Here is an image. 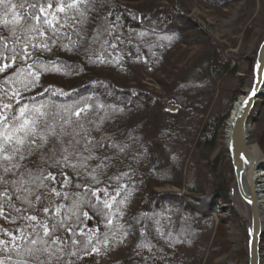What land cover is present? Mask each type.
<instances>
[{
  "label": "trees",
  "instance_id": "obj_1",
  "mask_svg": "<svg viewBox=\"0 0 264 264\" xmlns=\"http://www.w3.org/2000/svg\"><path fill=\"white\" fill-rule=\"evenodd\" d=\"M140 1L143 0H111L109 4L101 1L100 4L109 13L106 20L93 16L94 23L90 29L79 22L82 18L77 9L67 7L73 0H5L0 3V12L7 6L25 9L36 5L47 9L49 3L53 5L47 12H55V27L49 28L45 42L38 45V53H42L41 56L50 53L61 58L64 68L55 74L52 72L57 66L48 68L53 70L50 72L26 73L24 65L10 61L8 67L0 71L2 115L9 117L13 124L17 121L22 123L25 119L35 120L39 133L35 138L37 143L41 138L47 140L42 148L32 144L34 151L31 154L27 141L20 145L24 159L16 155L10 163L0 160V177L7 181L0 182V205H4L6 212L9 205L22 210L21 213L12 212V217L37 215L36 221H27L35 231L14 239L5 238L4 229L7 226L4 225L5 220L0 218V241L6 242L0 243V261L3 264H246V245L238 248L226 261H214L218 249L222 252L229 250L220 231L211 228L214 225L212 213L217 212L216 203H229L228 193L233 181L232 164L226 144L222 142L224 128L231 104L243 93L242 88L251 82L253 60L243 62L246 68L239 76L229 66L228 60L231 58H224L223 67L218 70L213 62L206 61L204 67L209 73L206 72L205 77L208 79H201L203 83L211 82L212 86L218 84V95L214 100L211 88L200 94L182 75L194 70L203 52L201 47L198 54L184 61L179 71L174 54L166 53L156 60L160 69L146 77L151 58L148 61L149 54L142 50L137 54L130 52L132 41L137 37L147 38L152 43L144 42L143 45L156 47L158 44L160 47L162 34L143 25H135L134 32H127L123 27L116 28L123 15L120 3ZM94 4L99 3L94 0ZM58 6H64L65 11H57ZM22 15L28 16L25 13ZM48 18L53 19L50 15ZM262 18L261 32L264 35ZM20 21L22 19L16 20L13 26ZM31 23L37 22L31 20ZM37 24L40 26V23ZM102 24L110 26L106 34L103 33L104 29L101 31ZM112 30H116L113 35ZM38 31L40 33V29ZM173 35L174 38L178 35L188 37L185 34ZM120 39L124 41L118 44ZM10 40L9 32L0 29V61L2 51L13 44ZM124 47L128 48L125 49L128 52ZM137 47L140 48L139 45ZM28 52L30 54L31 51ZM25 53H20L21 59L24 57L23 62ZM211 55L210 52L208 59ZM35 58L45 62L43 58ZM133 62L138 64L137 68L128 70L127 67ZM23 75L31 76L37 89L48 82L55 85L47 86V90H42L44 92L34 90L26 95L22 83L31 82L23 81ZM148 77L160 85L166 94L161 96L159 91L150 92L156 104L151 101L148 105L151 107L142 109L131 102L134 92L128 85L136 83L141 87ZM165 79H169L171 85L165 84ZM106 80L112 83L114 80L119 85L120 94L125 95L123 101L116 100L119 93L111 89L112 85ZM114 86L118 89L117 85ZM4 105H9L8 114L4 113ZM18 109L24 113L23 116H18ZM76 112H80V115L76 116ZM45 124L50 127L46 129ZM5 129L13 135L9 147L17 146L16 137H23V133H13L11 127L0 124V142L3 141ZM52 129L63 141L62 144L54 141L50 134ZM64 133L70 135L65 136ZM150 138L156 142L149 145ZM73 140L79 141V144L70 145L69 141ZM257 144L264 156V128L257 137ZM65 148L67 152L62 151ZM57 150L61 154L54 156ZM157 151L163 155L165 153L168 159L162 166L163 174L157 170L160 163L155 156ZM56 161L59 167L54 164ZM49 164L54 166L49 168ZM5 167L11 168V171L5 173ZM40 171L54 174L55 184L44 181L46 187L38 188L40 181H32ZM61 172L66 174L67 181ZM169 183L183 189L182 194L174 195L180 201L179 207L170 205L172 195L152 191V184L163 187ZM53 186L63 195L52 196L50 214L23 211L29 207V202L39 209L41 204L34 199V195ZM4 193H7V197L2 196ZM138 195H143L146 202L152 198L148 204L151 211L141 214L139 204L142 200H134ZM158 204L161 205L160 210L156 209L159 208ZM96 207H101L103 211ZM92 209L101 212H93ZM232 214L236 217L234 210ZM151 217L158 222L150 220ZM162 221L163 225L160 226ZM59 222H63V228H56L51 239L44 236L41 224L53 231L52 225ZM150 228L154 237H142V233L147 235L146 231ZM166 231L172 244L193 247L191 249L195 253L191 259L176 263L177 260L166 257L155 260L153 256H147L148 252L156 253L159 245L157 238L163 237ZM211 233L212 241L208 243L206 238ZM33 240L36 242L32 243ZM109 245L112 246L110 254L99 256V252ZM176 245L174 249L178 247ZM205 252L209 255L206 262L203 260ZM174 253L170 255L173 254V257Z\"/></svg>",
  "mask_w": 264,
  "mask_h": 264
},
{
  "label": "rangeland",
  "instance_id": "obj_2",
  "mask_svg": "<svg viewBox=\"0 0 264 264\" xmlns=\"http://www.w3.org/2000/svg\"><path fill=\"white\" fill-rule=\"evenodd\" d=\"M87 1H89V3H87ZM101 1L107 2L106 4H109L111 2V0H97L99 4H94V0H77V6L73 9H77V12H80L82 19L79 22H81V24H84V28L90 29L93 27L94 17L98 18L99 20H106V14H108L109 11L106 9L104 10L103 6L100 4ZM174 1L175 2L173 3H168L167 0H143L140 2L132 3L122 2L120 3V5L122 6L120 8L123 11V15L121 21L119 22V26H117L116 28L123 27L127 32H134L135 25H143L162 34V43L160 47H158V44L156 47L150 46L149 44L152 42L147 38L137 37L132 41L133 44L130 52H133V54H137L142 50L145 53L149 54L150 57H148V61L151 58L150 67L148 66L147 75H145L146 77L150 74L153 75V71L160 69L157 68L158 65L156 64V60L160 57H164L166 53L174 54L173 59L176 60V64H178L177 70L179 71L181 66L184 64V61L198 54L199 48L201 47L203 52L201 58L198 59V63L195 64L194 70L182 75L188 79L187 81L190 82L192 86H194L195 90L199 91L200 94H204V92L212 89V99L214 100V98H216V96L218 95L217 88L219 87L218 84L212 86V83L208 81L207 83H203V79H208V77H205V74L207 72V69H205L204 67L207 63L206 61H208L209 63L213 62V64L217 67L216 69L218 70V68L223 67L224 58H231V60H228L229 66L233 69V71H236V76H239L246 68V65L243 64V62L245 63L246 60L252 59L253 65L258 45L264 37L261 32V22L263 19L262 17H264V0H179L178 2H181V5H179L177 0ZM113 4L116 5V1H114ZM22 13H25V15L27 14L28 16H24L22 15ZM38 13L39 7L33 8V5L32 7H26L25 9L16 6H7L1 10L0 29H4L6 32H9V37L12 40L13 44L12 46L8 47L7 50L2 51L0 68H3V66L5 64H8L10 61L13 62V58H15V62L24 65V68L26 69L25 71H27L26 73L43 70L50 72L53 70L47 69L54 66H57L58 68L54 70L52 74L59 73L64 70V68L61 66V58H56L50 53H47L44 56H41L42 53H38L40 51L38 45L45 42L46 37L48 36V31L50 30L49 26L43 24L42 22L40 23V26H38L37 23H31V20H34L36 22V20L31 17H35ZM48 13L51 12L48 11ZM18 19H22V21L13 26ZM77 23L78 22H76V24ZM109 28V25L105 26L102 24L101 31L104 29L103 33L106 34ZM39 29L40 33L39 31L37 32V30ZM115 33L116 30H112L111 34L113 35ZM174 33H176L177 35L185 34V36L188 37L183 38L179 37L178 35L177 38H174ZM123 41V39H120V42H118V44L122 43ZM144 42H148L149 44H146L145 46L143 45ZM137 45H139L140 48L137 47ZM126 48L127 47H124L123 49L125 50ZM22 51L28 53V58H25L24 62L22 60L24 57L21 59L20 54L22 53ZM28 51H31L30 54ZM162 51L166 52L162 54ZM207 52L209 55L210 52L213 54V56L211 55V58L209 59V55H207ZM36 56L43 58L45 62L39 61V59L35 58ZM51 57L54 58L50 59ZM33 58L36 60L32 61ZM137 65L138 64L133 62L130 67H125H127L128 70H131V68L136 69ZM117 66L118 65H116V67ZM122 74L126 73L122 72ZM101 75L106 77V74L104 73H101ZM143 75L144 73H142V76ZM221 80L222 79H220L219 81ZM23 81L31 82L22 83V89L26 92V95H30L34 90L35 92H41L45 88L48 89V87L50 88V86L55 85L53 82H48L46 86L37 89L36 83H34L31 76L28 75H23ZM106 81L107 83L112 85L111 89L116 90L119 94L121 93V88L118 84L114 83V80V84L111 82V80ZM123 84L124 83H122V85ZM165 84L171 85V81H169V79H165ZM250 84L251 82L242 88L241 91L243 93L241 95L249 90ZM114 85H117L118 89ZM125 85H127V83ZM128 88H132L134 92L132 94L133 100H131V102L133 103V105L138 106L142 109L151 107L148 105L151 104V101L154 98L152 95H150V92L153 93L159 91L161 96L166 94H164V89L160 85H157V83L150 77L144 79V83L142 82L141 87L137 86L136 83H134L128 85ZM224 93L226 96L227 93ZM119 94L117 95L116 100L123 101L125 95ZM241 95H239L237 98H239ZM152 103L156 104L153 101ZM233 104L234 102L231 104V106ZM4 109L6 111L4 113L8 114V107ZM16 113L18 114V116L21 115L19 109L18 111H16ZM247 121L250 123L247 132V144L250 149L254 147L257 149L256 154L259 158L258 160L261 161L264 159V156L259 148V145L257 144V137L264 128V89L263 94L255 102V106L251 111ZM225 131L226 125L224 128V138L222 139V142L226 144ZM149 141V145L156 142V140L152 138H150ZM176 155H178V153H176ZM155 156L156 159L160 161L157 170H159L160 173L163 174L161 172L162 166H165V161H168L167 156L165 153L163 155L161 151H157L155 153ZM261 168L264 169V162L260 163V168L258 170H260ZM155 185L156 184L151 185V187H153L152 191L154 193L172 195V198L169 200L171 203L170 205L179 207L178 204L180 201L176 199L174 195L182 194V188H177L170 183L164 185L163 187H158V185L155 187ZM16 192L18 191L14 190V193ZM139 198H141L142 200V202L139 204V210L142 212L141 214L151 211V208L148 204H150L152 198H150V201L146 202V199L143 195H138L134 200ZM234 200L237 204L238 209L244 214V208L238 195L235 194ZM158 205L159 208L156 209L160 210L161 205ZM216 205L217 212L212 213L214 225L211 230L218 229V231H220V234H222L223 236V240L228 244L226 245L229 251L222 252L220 251V249H218L216 251V255L214 256V261L223 262L226 261L229 256H231V254L237 252L238 248L245 247L246 223L245 220L235 211L230 199L229 203L218 201ZM96 208L102 210L101 207ZM233 210L235 214L234 216L236 217H233ZM91 211L101 212L99 210L93 209ZM12 219H14L15 222H11ZM150 220L158 222L155 217H151ZM27 221V219H20L17 216H10L9 220L4 221V225L7 226L4 229V232L8 233V235H5V238L18 237L24 234H32L35 230L33 229V227H31V223H28ZM162 225L163 221L162 223L160 222V226ZM152 230L153 229L151 228L149 231L147 230V235L146 233H142V237H149L150 235L153 238L154 235ZM157 239L159 241L158 250L155 254L148 252L147 256L149 258L153 256L156 260V258L159 259L161 257L160 259H162L163 257H166L170 258V260H177L176 263H182L188 259H191V257L195 253L191 249L193 247H189L188 244H184L182 246H179L178 244H172L171 239L167 238V231L165 232V235L163 237L160 236ZM206 239L208 240V243L210 242V240L212 241V233L209 234ZM173 243L176 242L173 240ZM175 245L178 246L176 247V249H174ZM111 249L112 246L109 245L106 249L99 252V256L103 254H110ZM171 252H175L173 257L171 256L173 254L170 255ZM258 253L259 264H264V233L260 236ZM208 256V253L205 252L203 256L204 262L207 261ZM158 262L160 261H157V263Z\"/></svg>",
  "mask_w": 264,
  "mask_h": 264
},
{
  "label": "water",
  "instance_id": "obj_3",
  "mask_svg": "<svg viewBox=\"0 0 264 264\" xmlns=\"http://www.w3.org/2000/svg\"><path fill=\"white\" fill-rule=\"evenodd\" d=\"M264 88V37L260 41L252 65L248 91L237 98L227 119L225 136L227 154L233 168V181L228 193L235 211L246 223L247 264H259L260 218L253 172L260 163L247 144V120ZM238 195L244 214L238 209L234 196Z\"/></svg>",
  "mask_w": 264,
  "mask_h": 264
},
{
  "label": "snow or ice",
  "instance_id": "obj_4",
  "mask_svg": "<svg viewBox=\"0 0 264 264\" xmlns=\"http://www.w3.org/2000/svg\"><path fill=\"white\" fill-rule=\"evenodd\" d=\"M5 0H0V3H4ZM77 6V0H73L72 4H68L67 7L68 8H75ZM36 5H33V8H36ZM53 7V5L51 3H49L47 5V9H51ZM47 9L43 6L39 7V13L35 16V17H31L34 18L36 20L37 23H43L49 26V28L54 29L55 25L53 24V20L56 19V15L55 12H51L48 13ZM57 11L59 12H64L65 11V7L64 6H58ZM48 15H51L53 19H48ZM58 22V21H57ZM25 58H28V54L25 53ZM15 58H13L14 61ZM8 65L5 64L3 66V68H0V71H3L4 68H7ZM18 93H14V95H17ZM9 107V105H4L3 108H7ZM2 111L3 109H0V124H5L8 125L9 127H11L13 129V133L15 132H22L23 133V137H16V145L17 146H12L9 147L11 141L13 140V135L8 134L7 129H5V132L3 133V141L0 142V160L6 161L8 163H10L12 161V159L14 158V156L19 155L20 159H24V155L21 152V148L19 147L20 145H23L26 141L29 144V154H31L32 151H34L31 148L32 144H37L38 148H42L44 143L47 142L46 138H41L40 142L37 143V139H35L36 137L39 136V133L37 131V126H36V121L32 120V121H28L27 119H25L22 123H20L19 121H17L15 124L10 122L9 117L7 116H3L2 115ZM24 113H21V116H23ZM76 116L80 115V112H76L75 113ZM44 127L46 129H48L50 126L45 124ZM50 134L52 135V137L54 138V141H58L61 144L63 143L62 140H60V138L58 136L55 135V130L52 129ZM63 135L67 136L70 135L69 133H64ZM29 137L33 138V139H28ZM70 145H78L79 141H69ZM85 150L87 151L88 149L85 148ZM63 152H67L68 149L65 148L62 150ZM60 150H57L53 153V155H59ZM65 159L67 157H64ZM90 158V157H89ZM45 164H47V162H44ZM54 164L59 167V162L56 161L54 162ZM54 165H47V167L51 168ZM13 167H16V165H13ZM39 169V166H37ZM72 167H75V165H73ZM11 171V168L9 167H5L4 168V172L8 173ZM62 176L65 177V180L67 181V176L65 173H60ZM36 180H39L40 183L37 185L38 188L44 189L46 187V185L44 184V181H49L50 183H52L53 185L55 184L56 181V176L54 174H52L51 172L45 174L43 171H40V174L38 176H36L34 178V180L32 182H35ZM0 182H5L7 183L6 180H4V177H0ZM63 186V184L61 185ZM55 195L57 197L62 196L63 194L61 192L56 191L55 187H51L48 188L47 191H40L38 194L34 195V199L36 201H38L41 204V207L39 209H37L34 205L31 204V202H29V207L27 209H24L23 211L26 213L28 211H34L37 212L38 214H50L51 213V203H52V196ZM3 197H7V193L2 194ZM17 199H19V197H17ZM45 201H47L48 203L46 204ZM106 206L110 207V205ZM21 209L15 207V205H9L8 206V210L7 212L5 211V207L4 205H0V218H3L5 220H9L11 213L12 212H16V213H21ZM20 219H27L30 221H36L37 220V215H27V216H20ZM50 218V217H49ZM11 222H15L14 219L11 220ZM41 227H43L44 229V236L49 237L50 239L55 235V229L56 228H63V222H59V223H55L52 225L53 231H50L47 225H43L41 224ZM68 231H70V229H68ZM4 235H8L7 232H4ZM14 239V237H13ZM32 243H35L36 241L33 240L31 241ZM53 243H55V240L52 241ZM0 243H6L5 241H0ZM73 243H76L75 241H73ZM0 264H3V261H0ZM41 264H43V262H41Z\"/></svg>",
  "mask_w": 264,
  "mask_h": 264
},
{
  "label": "bare ground",
  "instance_id": "obj_5",
  "mask_svg": "<svg viewBox=\"0 0 264 264\" xmlns=\"http://www.w3.org/2000/svg\"><path fill=\"white\" fill-rule=\"evenodd\" d=\"M226 128L228 129V126ZM251 150H252V153L255 155V157L258 158L256 154L257 149L254 147V148H251ZM262 162L263 160H261V163ZM253 182H254L255 193H256V201H257L258 210H259L261 233L263 234L264 233V169L261 168L260 170H257L256 172H254Z\"/></svg>",
  "mask_w": 264,
  "mask_h": 264
}]
</instances>
